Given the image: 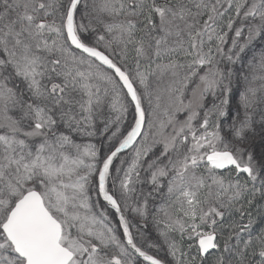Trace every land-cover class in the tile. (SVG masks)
I'll list each match as a JSON object with an SVG mask.
<instances>
[{"label":"snow or ice","instance_id":"6c2138e0","mask_svg":"<svg viewBox=\"0 0 264 264\" xmlns=\"http://www.w3.org/2000/svg\"><path fill=\"white\" fill-rule=\"evenodd\" d=\"M0 264H264V0H0Z\"/></svg>","mask_w":264,"mask_h":264}]
</instances>
